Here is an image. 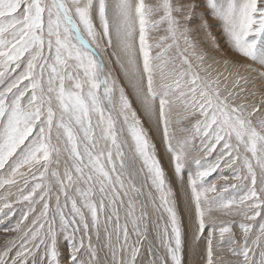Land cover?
Instances as JSON below:
<instances>
[{
    "label": "snow or ice",
    "instance_id": "snow-or-ice-1",
    "mask_svg": "<svg viewBox=\"0 0 264 264\" xmlns=\"http://www.w3.org/2000/svg\"><path fill=\"white\" fill-rule=\"evenodd\" d=\"M256 79L264 0H0V264H264Z\"/></svg>",
    "mask_w": 264,
    "mask_h": 264
},
{
    "label": "rangeland",
    "instance_id": "rangeland-1",
    "mask_svg": "<svg viewBox=\"0 0 264 264\" xmlns=\"http://www.w3.org/2000/svg\"><path fill=\"white\" fill-rule=\"evenodd\" d=\"M198 21L194 22V26L195 24H197ZM213 33H215L217 31V29L213 28L212 29ZM199 37V41L201 43V46L204 48H209L208 44L204 43L206 37L203 33H199L197 34ZM209 53L212 56H215V58L217 60H220L221 63L220 64H213L212 67V71L214 73H223L224 75H227L229 71L234 72L236 69L235 68H231L229 67L227 70L225 69V65L223 64V59H234L235 57L233 56V54H231L230 52L227 51V49H225L222 53H215L213 52L210 48H209ZM105 59H106V63L109 59V57L107 55H105ZM209 63H211V61H209ZM241 63H247V61H241ZM113 76L118 79L119 81L123 82V77L120 74L119 68L115 65V61L114 59L112 60V63L109 65ZM240 71L242 73L245 72V70L243 68L240 69ZM254 77L256 76L255 73L251 74ZM221 81L223 83V77H221ZM255 90L257 92V95L254 97V99L259 102L261 100L262 97H264V80H260V79H256L255 80ZM253 99L250 97V100ZM182 125L177 126L176 128V132L177 135H181L179 128L182 127ZM157 144H159V141H156ZM161 157H162V162L163 165L165 167L166 172H168L170 179H173V173L172 170L168 164V160L166 157H163V150L161 149ZM227 174V173H225ZM187 178L186 174H185V179ZM174 182V187H175V181ZM215 182L218 185L224 183L223 181L219 180L217 178V174H213L212 177L209 178V183ZM177 198H178V203L180 206V210H181V214L183 215V210H184V204H183V197L182 194L179 193V191L177 190ZM221 219H227L226 217H220ZM234 231H237V229H234ZM207 235V233L205 232V236ZM5 238V234L0 232V241H2ZM193 246V240H192V231L191 229L188 228V223H187V218L185 217V236H184V264H189L190 261H192L193 259L199 261V257H194L191 254L190 248ZM204 247L203 241L200 242L199 248L202 251Z\"/></svg>",
    "mask_w": 264,
    "mask_h": 264
}]
</instances>
